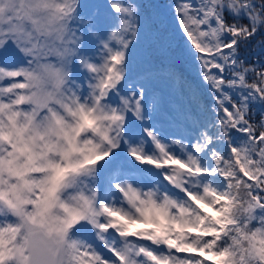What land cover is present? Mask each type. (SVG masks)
<instances>
[{"label":"trees","instance_id":"trees-1","mask_svg":"<svg viewBox=\"0 0 264 264\" xmlns=\"http://www.w3.org/2000/svg\"><path fill=\"white\" fill-rule=\"evenodd\" d=\"M49 1V75L18 36L0 49V187L19 202L0 189V264H22L29 214L64 242L60 264H264V0ZM11 2L4 24L18 20ZM29 66L49 80L16 95L9 80L24 77L8 75ZM34 88L51 100L26 103ZM161 139L180 160L146 155L164 154ZM176 168L197 191L186 207L171 201ZM126 175L163 187L167 213L124 217Z\"/></svg>","mask_w":264,"mask_h":264},{"label":"rangeland","instance_id":"rangeland-1","mask_svg":"<svg viewBox=\"0 0 264 264\" xmlns=\"http://www.w3.org/2000/svg\"><path fill=\"white\" fill-rule=\"evenodd\" d=\"M14 7L13 9H7L5 12H11L12 16L11 19H14L15 17H18L17 21H14L12 23H7L4 24L3 22L0 21V49H4V51L10 52L14 50V47L18 46L15 43V38L16 36L19 37L21 50H26L29 51L28 49L31 48V52H33V61L36 62V66L38 65V62L41 58L47 59L48 61H45L42 63V71L46 74L44 76L49 75L48 71L53 70L51 67L52 64L49 62V59L53 58L55 54L58 52H61L59 48L58 41H60L58 38L60 36L59 31H54L52 28L47 29V21L52 20L53 18V13L50 12V1L49 0H30L28 3V8H27V17L29 19H22V13H20V9L24 7L23 0H12ZM180 8H182L184 11H187V6L182 3L179 5ZM237 10V9H236ZM186 14V13H185ZM36 15L38 16V19L41 20L40 24L38 21L35 19ZM31 19H35L31 20ZM38 28L39 35L41 37H37L40 40L41 46L38 47L36 43V33L33 34H28L24 35L23 32L31 28L34 30V28ZM40 67V72H41V64H39ZM28 73L25 71L21 70H15L11 72L8 77H12L11 75H21L19 77H24L23 79H15L12 80L10 79L9 82L12 85L13 88V93L16 95H19L23 89V83L27 81L28 84L26 86L28 87L30 82L33 81L34 83L37 84V82H42L45 83L49 79H37V70L34 69L32 66H29L28 68L25 69ZM6 72L2 69H0V76H4ZM31 87V86H30ZM29 88V87H28ZM21 96V95H20ZM49 95H45L41 93L38 88H34V91L31 93L30 97H28V102H31L34 106L38 108L39 104L41 106L45 105L47 101L51 100L48 98ZM48 98V99H45ZM24 103V105L26 104ZM25 116V120L27 119V124H30V131H32V135L34 136V132L36 134H39L40 132L38 131L37 127L41 126V122H37V115L34 114L31 117ZM121 116H127V114H119L118 117L122 118ZM56 120H58V117H53L52 113H47V116L44 118L45 125L47 126V130L44 131L42 134V137L45 136L44 139H48V136H50L54 129H56ZM100 130L104 132V127L103 125H100ZM110 135H112L110 133ZM113 138V135H112ZM165 139H161L159 141V145L161 150L164 152L162 154L159 150H156L158 153L154 152L153 148L149 154H146L148 156H154L153 154L157 155L160 159L165 160L164 163L166 164L167 162L170 161H177L180 160V156L177 151L172 150L171 147L167 146L165 144ZM148 146L150 145V142L147 144ZM150 151V149H149ZM155 163V161H152ZM179 172V173H178ZM178 173V176L176 174ZM175 178L176 182L174 184V187L176 189L175 197L171 198V201H173L177 207H186L187 203L185 200L187 199V195H192L194 197H197V191L195 188H193L190 179L188 178V173L187 171L176 168L175 172ZM2 175V165L0 163V176ZM126 183L128 185L127 193L128 195L121 196L119 198V203H118V209L120 210L121 214L132 220H139L143 218V216H148L147 214L149 213L148 211L152 210L155 208L157 211L162 212V213H167V204H166V195L164 193V188L156 189L152 185V183L145 182L143 184H139L138 181L135 179H132L129 175H126ZM178 185V187H177ZM0 189L3 190L5 194L9 195V199L5 201V204L12 207V208H17L19 207L18 205V200L16 198V195L12 196L10 192L5 190L4 188L0 187ZM178 190V192H177ZM131 195V197H130ZM174 208V207H173ZM175 212V208L173 210ZM21 212L24 213V208L21 209ZM32 213V212H29ZM174 216V214H173ZM23 222H25L24 225V230L27 233L31 231H35L38 228H40L38 225H35L34 220H33V215H27L23 217ZM54 239H59L58 235H53ZM27 239V236H26ZM56 250L59 252V259L60 256H62L64 250H65V245L64 242L61 240L56 241ZM20 260L22 264H25L27 261V252L26 254L20 255Z\"/></svg>","mask_w":264,"mask_h":264},{"label":"water","instance_id":"water-1","mask_svg":"<svg viewBox=\"0 0 264 264\" xmlns=\"http://www.w3.org/2000/svg\"><path fill=\"white\" fill-rule=\"evenodd\" d=\"M27 253L25 264H59L56 241L42 229L27 234Z\"/></svg>","mask_w":264,"mask_h":264}]
</instances>
